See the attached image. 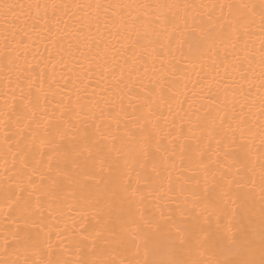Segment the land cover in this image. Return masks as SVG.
I'll list each match as a JSON object with an SVG mask.
<instances>
[{
  "label": "snow or ice",
  "instance_id": "obj_1",
  "mask_svg": "<svg viewBox=\"0 0 264 264\" xmlns=\"http://www.w3.org/2000/svg\"><path fill=\"white\" fill-rule=\"evenodd\" d=\"M0 133V264H264V0H0Z\"/></svg>",
  "mask_w": 264,
  "mask_h": 264
},
{
  "label": "bare ground",
  "instance_id": "obj_2",
  "mask_svg": "<svg viewBox=\"0 0 264 264\" xmlns=\"http://www.w3.org/2000/svg\"><path fill=\"white\" fill-rule=\"evenodd\" d=\"M8 2H12V3H16V4H24V5H28V4H33L35 5L36 3H44V2H51V0H8ZM56 3H73L74 0H55ZM75 2H86V0H75ZM205 2H208V0H205ZM32 12V17L36 16V9L35 7H33V9L31 10ZM24 19H28V24H29V31L32 32L33 37H37V35L39 36V38L36 40V44L34 45V51H32L29 55V60L32 61L33 63L39 62L41 60V57H47V51L45 50V43L44 41L46 40L47 37V31L43 25V22H41L37 28L35 30L32 29L31 25L36 23L35 19H29L27 17L26 14H24ZM65 19H67V17H65ZM71 23V21H69ZM59 27H63L62 25H59ZM53 31H55V28L53 29ZM50 47V46H49ZM256 49H257V56H258V50H259V41H256V45H255ZM172 52L175 55L176 59L179 60L181 59L180 56V52L177 49V44L176 42L172 43ZM33 56H35V60H33ZM149 63H151V61H149ZM57 71H59V69H57ZM221 75H223V70L221 69ZM93 88H95L97 90V92L100 91L101 88L105 87L106 84L100 83V78L99 75L97 73V75L93 78V80L91 81ZM144 84L147 87H152L151 84L148 83L147 80L144 81ZM191 88V85H189V90ZM89 91H92V88L89 89ZM221 91H223V89H221ZM181 100H183V97H180ZM221 99H223V96H221ZM213 106H215V102H212ZM185 107H187V105H185ZM179 109L178 105L174 106L173 109V114L175 111H177ZM164 115L165 117H167L169 119V121H171L172 116L169 115L168 110L165 108L164 110ZM221 115H223V113H221ZM0 139H2V133H0ZM215 142L214 141H205L204 144V149L205 151H207L209 153V155L212 154V152L215 151ZM213 159H215V157L213 156ZM186 175L188 173H185ZM171 207H175V205H171ZM6 211V209H5ZM0 219H2V217H0ZM63 227V226H62ZM69 227H72L71 221H69ZM56 239L55 236L53 237V243H56ZM0 243H2V241H0Z\"/></svg>",
  "mask_w": 264,
  "mask_h": 264
}]
</instances>
